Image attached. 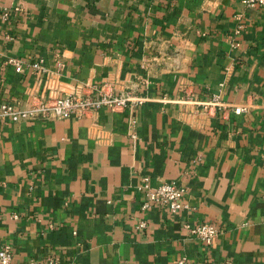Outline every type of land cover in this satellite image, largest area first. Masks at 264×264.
<instances>
[{
  "label": "crops",
  "instance_id": "1",
  "mask_svg": "<svg viewBox=\"0 0 264 264\" xmlns=\"http://www.w3.org/2000/svg\"><path fill=\"white\" fill-rule=\"evenodd\" d=\"M19 3L23 13L0 19V103L25 106L35 88L8 58H43L54 70L55 52L67 85L116 77L147 101L135 113L0 124V247H11L12 264H264V8L0 0V11ZM238 13L245 29L233 49ZM181 89L250 110L208 117L161 102ZM144 178L183 186L184 208L143 212ZM204 223L218 229L210 246L183 228Z\"/></svg>",
  "mask_w": 264,
  "mask_h": 264
},
{
  "label": "built area",
  "instance_id": "2",
  "mask_svg": "<svg viewBox=\"0 0 264 264\" xmlns=\"http://www.w3.org/2000/svg\"><path fill=\"white\" fill-rule=\"evenodd\" d=\"M23 0H20V2ZM244 9L264 8V0H239ZM23 13L21 4L13 6L11 9L4 8L0 11V19L6 22L10 13ZM237 25L234 30V37L231 48H239L238 39L241 37L245 26L243 17L240 13L234 16ZM10 39L9 37H6ZM59 52L54 53L55 69L50 70L43 58H36L32 61H25L17 58H8L5 61L7 66L13 67L16 73H31L35 78L34 91L28 95V102L25 106H20L12 102L0 103V124L13 123H32L34 121H54L70 118H93L102 109L112 113L123 112L126 109L135 113L137 109L147 101L146 97L137 94L130 87V84L109 77L102 82H86L81 86L67 85L61 79L63 63ZM224 83H220L221 89ZM183 95L176 100H171L166 96L161 98L162 103L176 102L182 104L184 113L204 114L212 117L217 112L228 110L236 116L247 113L250 108L239 105H227L222 102V93L218 92L211 95L205 101H197L194 93L181 89ZM264 111V99L257 104ZM139 192L144 197L141 204L143 212L150 211L156 206L163 207L169 213L176 214L184 208L183 195L185 188L173 183H162L152 188L149 180L144 178ZM145 222L140 221L136 226L137 230L145 229ZM187 235L198 240L204 246H210L218 235V229L211 223L199 224L194 227L184 225ZM185 258L177 264H185ZM0 264H12V250L8 245L0 247ZM28 264H65L59 257H49L45 261L29 260Z\"/></svg>",
  "mask_w": 264,
  "mask_h": 264
}]
</instances>
